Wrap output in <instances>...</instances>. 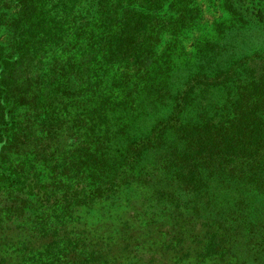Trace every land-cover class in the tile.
Masks as SVG:
<instances>
[{
	"label": "trees",
	"instance_id": "obj_1",
	"mask_svg": "<svg viewBox=\"0 0 264 264\" xmlns=\"http://www.w3.org/2000/svg\"><path fill=\"white\" fill-rule=\"evenodd\" d=\"M224 6L184 61L192 0H0V264H264V0Z\"/></svg>",
	"mask_w": 264,
	"mask_h": 264
},
{
	"label": "rangeland",
	"instance_id": "obj_2",
	"mask_svg": "<svg viewBox=\"0 0 264 264\" xmlns=\"http://www.w3.org/2000/svg\"><path fill=\"white\" fill-rule=\"evenodd\" d=\"M192 7L196 10L193 26L177 33L176 36L164 33L157 53L172 46L175 42L173 53L178 54V57H184V61H189L195 55L200 38L219 37L220 31H224L231 23V17L225 9L224 0H192Z\"/></svg>",
	"mask_w": 264,
	"mask_h": 264
}]
</instances>
